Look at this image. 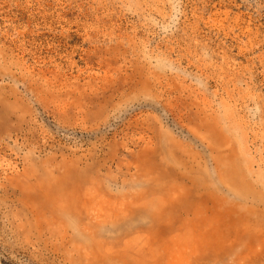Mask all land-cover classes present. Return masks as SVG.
<instances>
[{
	"label": "rangeland",
	"instance_id": "374dc122",
	"mask_svg": "<svg viewBox=\"0 0 264 264\" xmlns=\"http://www.w3.org/2000/svg\"><path fill=\"white\" fill-rule=\"evenodd\" d=\"M0 264H264V0H0Z\"/></svg>",
	"mask_w": 264,
	"mask_h": 264
}]
</instances>
